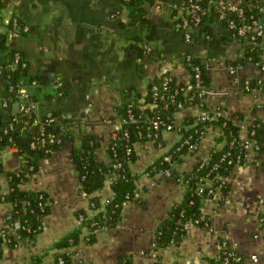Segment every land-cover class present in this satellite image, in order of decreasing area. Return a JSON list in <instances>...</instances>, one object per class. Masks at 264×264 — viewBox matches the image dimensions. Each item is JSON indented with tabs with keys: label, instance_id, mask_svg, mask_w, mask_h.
Returning a JSON list of instances; mask_svg holds the SVG:
<instances>
[{
	"label": "crops",
	"instance_id": "0c3cea01",
	"mask_svg": "<svg viewBox=\"0 0 264 264\" xmlns=\"http://www.w3.org/2000/svg\"><path fill=\"white\" fill-rule=\"evenodd\" d=\"M256 1L260 5L256 15L264 21V0ZM182 15V8L176 9L172 2L148 6L154 37L136 42L129 38L131 27L123 25L127 10L122 0H9L0 9L4 48L20 52L28 61L27 87L37 99L34 124L44 115L57 113L56 121L65 128L66 119L70 132L51 156L37 158L39 169L22 183L25 188L43 189L52 198L43 230L33 237L20 236L19 222L12 218L13 204L4 199L10 190L8 175L21 168L22 155L17 148L0 144V232L5 229L18 239L15 246L3 244L0 264H58L56 243L78 227V211H96L89 207L90 194L81 190L74 148L80 146L82 135H93L96 158L110 162L111 135L122 124L119 106L137 97L144 100L150 81L165 72L178 81H189L187 53L198 56L206 67L208 108L222 109L228 117L241 113L242 118L236 119L241 125L240 139L255 141L258 147L250 146L246 161L234 166L226 178L228 190L218 188L213 197L204 199L205 225H190L180 244L154 248L158 226L174 202L184 197L186 186L165 171L151 174L147 168L181 139V132L178 128L163 130V145L154 140L136 143L137 158L130 166L139 174L142 201L127 200L117 226L97 230L93 243L84 227L72 262L120 264L123 256H129L135 264H220L223 244L228 243L245 257L244 264H264L260 216L264 211V86L243 87L246 77L264 80V69L248 62L241 70L230 71L229 61L241 56L244 45L213 8L190 40L174 25ZM257 45L264 62V35ZM4 48L0 49V128L20 111L22 102L1 68L7 61ZM152 106L148 102L140 108ZM202 112L201 105L189 104L175 112L174 121L182 126L188 117H199ZM255 123L257 137L249 129ZM223 136L222 126H210L178 170L190 171L199 158L209 156L212 147L223 146ZM96 193L104 207L113 196L110 179Z\"/></svg>",
	"mask_w": 264,
	"mask_h": 264
},
{
	"label": "trees",
	"instance_id": "16d2710c",
	"mask_svg": "<svg viewBox=\"0 0 264 264\" xmlns=\"http://www.w3.org/2000/svg\"><path fill=\"white\" fill-rule=\"evenodd\" d=\"M8 1L0 0V9L4 8ZM159 2H172L176 9L182 6V0H122L124 8L127 10V22L123 23V25L131 27L132 30L131 32L128 31L129 38L136 42H141L154 37L155 25L154 20L148 16V6ZM249 2L251 0H244L246 15L248 18H252L257 13V7L249 6ZM232 16L235 15L232 14ZM206 17L207 15L204 16L200 27ZM180 19H177L174 25ZM219 20L226 25V20ZM237 37L243 42V51L238 59L231 60L229 63L240 62L246 64L248 62H260V47L257 44L249 43L247 36ZM260 40L261 38H258V41ZM4 47L5 40L0 36V49ZM4 49L7 57V61L4 62V69L9 78V83L14 84L15 87H18V85L28 86V66L22 68L19 65H14L13 59L16 52ZM193 56L192 61L188 63L191 73L195 71L194 64L199 63L201 65V78L205 87H208L209 76L206 72V67L198 56L195 54ZM22 57L25 58L23 55ZM166 75H170L171 79L166 85L167 88L164 89V96L157 99L156 106H152L148 110H142L140 105L154 100L153 87L155 84L162 85ZM189 83L188 81H178L175 75L165 72L150 81L149 90L144 100L141 101L137 97L133 101H127L120 105L119 112L122 124L111 135L108 147L111 156L110 162L96 158L94 149L97 146V141L93 135H82V142L80 146L74 148L73 153L78 164L81 190L90 194L89 207L96 211L93 214L86 209L78 211V217L84 216L83 221L74 231L56 243V248L59 251L56 253L58 264L59 258H63L64 264H73L71 257L77 253L75 246L80 241L84 227L89 230L88 241L93 243L96 240L97 230L117 226L122 216L124 203L127 200L142 199L141 196H137V192L140 190L138 184L139 174L133 171L130 166V162L137 158L134 143H144L155 135L157 136V141L155 142L163 145L165 144L163 138L164 122L173 121L176 111L186 105L200 101L203 102L205 108H208L206 100L202 99V97L196 96L191 99V95L196 91L193 85L191 86ZM255 86L263 87L264 81L258 84V78H251L250 88L246 90H252ZM36 100V97L31 94V101H34L33 107L28 111H18L15 116L11 117L0 128V144L12 145V143H15L18 145V150L22 155L21 168L18 171L10 172L8 175L10 190L4 195V199L11 201L13 204L12 218L19 222L18 233L22 238L33 237L43 230V218L50 212L52 201V198L45 190L25 188L22 183L28 179L30 174L39 169L37 158L51 156L70 135L68 128H66V119H64L63 123L65 128L62 127V123L56 121L57 113L51 116L44 115L38 123L34 124L37 117ZM131 113L137 119L136 121L131 120ZM242 116L241 113L237 112L233 117H228L222 112L214 119L188 117L184 125L180 127L181 139L167 153L148 166L147 171L149 173L153 174L160 170H167L175 179L182 181L186 186L184 197L174 202L169 215L158 226L153 241L154 248L180 244L187 235V223L206 224L207 218L204 217L202 210L204 199L213 197L218 188L228 190L230 182L226 178L236 163H244L246 161L244 143L240 139L241 125L236 122V119H240ZM154 117H159L162 121L159 128H155L151 123ZM50 118H54V121L48 122ZM10 121L14 124L13 128L5 131ZM41 123L45 125L46 136L48 133H55L61 138V141L50 142L47 140L45 144L38 143L36 138L41 135ZM213 125L222 126L224 129L223 137L225 141L223 146L216 145L212 147L207 159L199 158L190 171L181 173L178 170V165L184 161L185 154L194 151L193 145L198 143L208 128ZM249 129L252 136H258L257 123L250 126ZM252 130L255 132L252 133ZM10 137L13 140L12 142L9 141ZM33 140H36L34 146H32ZM130 147L132 149L129 152ZM166 154L170 155V159L165 158ZM107 179H110L114 194L102 207L100 195L96 192L105 185ZM260 216L264 227V211L260 213ZM4 243L9 246H15L18 243V239L5 229L3 234L0 233V258L2 257V246ZM230 253L232 254L231 256H229ZM235 255H240V253L232 249L228 243H225L221 253L220 264H223L225 256H229V264H240L233 259ZM244 262L245 257L243 256L241 264H244ZM120 264L135 263L131 257L123 256Z\"/></svg>",
	"mask_w": 264,
	"mask_h": 264
},
{
	"label": "built area",
	"instance_id": "2783aa9c",
	"mask_svg": "<svg viewBox=\"0 0 264 264\" xmlns=\"http://www.w3.org/2000/svg\"><path fill=\"white\" fill-rule=\"evenodd\" d=\"M249 6L259 7L260 5L256 0H251V2H249ZM181 8L183 10V15L181 17H179L181 19L176 22L175 26H176V28H179L184 32V35H185L186 39H188V40H190L192 38L194 31L199 29L200 24L204 19V16L208 15L210 8H213L216 11V14H217L219 19L226 20L227 27L229 29H231L235 33L236 36H247V39H248L247 41L249 43H252L254 45L257 44L258 38H261L264 35V21L257 15H253L252 18L247 17L246 5L244 3V0H182ZM232 14H234L235 16H232ZM13 23L15 25H17L18 21L16 19H14ZM24 30H28V27L25 26ZM148 50H150L149 47H148ZM193 57L194 56L192 53L186 54L185 60H186L187 64L192 61ZM257 63L264 69V62L262 60L260 62H257ZM13 64L16 66L19 65L22 68H26L28 66V61L22 57V54L20 52H16L14 55ZM244 66H245V64L240 63V62L229 63V69L232 73L241 70ZM193 67H194L195 71H194V73H191V78L188 82H190L189 84H191V86L193 85L196 92L191 95V99H194L196 96H199V97H202V99L206 100L205 94L207 95V93H206L207 87H205L203 80L201 78V65L199 63H197V64H194ZM1 68L4 69V66L2 65ZM170 79H171V76L166 75L165 80L163 81L162 85H159V84L154 85V87H153L154 88V92H153L154 100L152 102H150L153 106L157 105V99L159 97L164 96V89L167 88L166 85L168 84V81ZM262 81H264V80L258 79V84L261 83ZM250 85H251V78L250 77L244 78L243 79V87L245 89H249ZM10 88H11V90L16 91L17 95L22 100V102L20 104V110L28 111L31 109V107H33L34 101H31V91L29 90V88L27 86L18 85V87H15V85L11 83ZM192 104H199L203 107V112L199 116L201 119H214V118L218 117V115H220L222 112L224 113V110H221V109L213 111L211 109L205 108L203 102H201V101L198 103H192ZM130 117H131V120H133V121L137 120L135 118V116L133 115V113L130 114ZM52 121H54V118L48 119V122H52ZM151 123L155 128H159L162 121H161V119H159V117H154L151 120ZM164 125H165V127L163 130L173 129V128H178L180 130V127H181V126H177L174 120L167 122V123L164 122ZM13 126H14L13 122L10 121L8 126L5 128V131H7L9 128H13ZM41 130H42L41 135L36 138L38 143L45 144L47 142V140H49L50 142H60L61 141V138L58 137L55 133H48V135L46 136L44 123H41ZM254 132L255 131L252 130V133H254ZM156 137L157 136H155V135L151 136L144 143L135 142L134 148H135L136 143L146 144L149 140L157 141ZM9 141L10 142L13 141L11 137L9 138ZM35 141L36 140L32 141V146H34L36 144ZM186 141H187V139H186ZM199 142L193 145L192 148H194V151L197 150ZM243 143H244L246 155H247L248 148L250 146L255 145V147H258V143H256L255 141H253V142H249V141L244 142L243 141ZM158 145H160V144H158ZM11 146L18 149V145L15 143H12ZM131 149L132 148L130 147L129 152L131 151ZM194 151H192V152H194ZM185 156H186V154H185ZM165 158L170 159V155L166 154ZM207 158H200V159H207ZM236 164H241V163H236ZM119 165H121V163H119ZM160 171H165V172L171 174L167 170H160ZM113 194H114V191H113ZM137 196H141V190H139L137 192ZM110 198H112V197H110ZM83 219H84V216H82V215L79 216V222L80 223L83 221ZM192 224L193 223H187L186 224L187 230H188L189 226ZM0 233L3 234V231H1ZM231 255L232 254L230 253L229 256H231ZM229 256H225L223 264H229V261H230ZM233 259L236 262L241 264L243 256L241 254L235 255L233 257ZM252 259L256 260V256H252ZM59 264H64L63 258H59Z\"/></svg>",
	"mask_w": 264,
	"mask_h": 264
},
{
	"label": "water",
	"instance_id": "95a60500",
	"mask_svg": "<svg viewBox=\"0 0 264 264\" xmlns=\"http://www.w3.org/2000/svg\"><path fill=\"white\" fill-rule=\"evenodd\" d=\"M19 105V103H17Z\"/></svg>",
	"mask_w": 264,
	"mask_h": 264
}]
</instances>
